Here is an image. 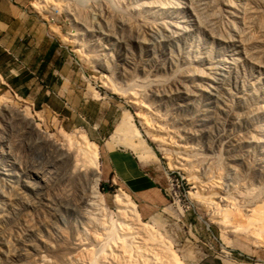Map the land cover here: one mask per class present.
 <instances>
[{"label":"rangeland","instance_id":"374dc122","mask_svg":"<svg viewBox=\"0 0 264 264\" xmlns=\"http://www.w3.org/2000/svg\"><path fill=\"white\" fill-rule=\"evenodd\" d=\"M16 1L65 48L69 81L40 105L0 77V264H264V0ZM82 140L89 201L48 145Z\"/></svg>","mask_w":264,"mask_h":264},{"label":"crops","instance_id":"0c3cea01","mask_svg":"<svg viewBox=\"0 0 264 264\" xmlns=\"http://www.w3.org/2000/svg\"><path fill=\"white\" fill-rule=\"evenodd\" d=\"M68 72L66 50L49 32L48 23L16 0H0V77L4 84L16 91L22 88L20 93L31 104H47L50 88L57 82L61 81L62 86L69 81ZM38 88L49 89L34 95ZM57 92L62 95L63 90ZM111 150L108 151L116 175L126 182L146 185L141 170L123 164Z\"/></svg>","mask_w":264,"mask_h":264},{"label":"bare ground","instance_id":"6f19581e","mask_svg":"<svg viewBox=\"0 0 264 264\" xmlns=\"http://www.w3.org/2000/svg\"><path fill=\"white\" fill-rule=\"evenodd\" d=\"M21 116H22V119L27 118V112L22 111ZM34 128H36V126L35 127L30 126L31 130ZM131 130L132 129H131L130 122H129V116L125 113L120 117L119 123L116 126L113 133L111 134L110 140L112 142H117L119 140H123L124 138L128 137L129 134H131V132H132ZM133 134H134V132H133ZM218 134L219 135L215 136L216 139L218 136L219 137L223 136L225 133H218ZM36 135H37V137L42 138V134H40V132L36 133ZM219 137H218V139H219ZM46 138L49 139V137H47V136H46ZM46 138H44V140ZM85 143H87L85 140H82L81 144L69 143V142H61L58 144V143H53V141H52L48 145H49V147H52L53 152H56L57 154L58 153L62 154L63 156H66V158L68 159L67 168L65 170L66 176L68 178L73 177L77 180V182H76L77 184H75L74 189L77 190L78 192L79 191L85 192V194H86L85 199L89 201L90 198L92 199L97 194V187H98V182H99V171H98L97 153L95 150V146H92L89 144L90 147H87V144H85ZM131 147H133V146H131ZM37 174L39 177V173H37ZM120 196L121 197H119V198H120V200L122 199L121 200L122 204L128 205V206L127 205L125 206L126 210L130 211L128 209H130V208L133 209L131 207V203L129 204V200H125V196H123V195H120ZM117 199H118V195H117ZM123 200H125V201H123ZM123 202H126V203H123ZM123 209H125V208H123ZM262 217L264 219V215ZM262 222H264V221L262 220ZM129 234H130V232H129ZM130 235H132V234H130Z\"/></svg>","mask_w":264,"mask_h":264}]
</instances>
